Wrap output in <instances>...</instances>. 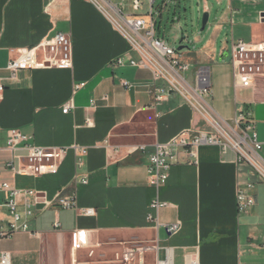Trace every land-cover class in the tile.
Returning a JSON list of instances; mask_svg holds the SVG:
<instances>
[{"label":"crops","instance_id":"obj_1","mask_svg":"<svg viewBox=\"0 0 264 264\" xmlns=\"http://www.w3.org/2000/svg\"><path fill=\"white\" fill-rule=\"evenodd\" d=\"M124 1L111 0L118 8ZM128 2L125 13L131 16H150L152 11L157 30V0L147 5L142 0L146 15L133 9V0ZM200 2L208 23L204 33L194 35V46L183 45L189 38L183 36L180 46L188 49L182 58L191 69L209 67L212 108L222 118L232 120L240 109L249 113L264 160V77L236 88L231 68L235 42L264 43V0ZM159 12L161 17V7ZM58 33L72 39L71 69L39 67L11 76L8 62L20 48L37 46ZM156 35L160 38L158 31ZM131 51L126 37L88 0H0V81L5 85L0 179L39 194L30 220L34 234L16 232L0 241V250L11 254L10 264H120L113 261L115 251L144 244L157 246L144 255V264H264V181L250 173L248 164L239 163L234 152L217 145H201L195 155L180 150L165 185H150L147 164L155 144L184 130L205 129L207 123L175 92L157 102L155 86L160 82L150 69L129 64L127 58L138 57ZM126 54V64H113ZM80 83L85 85L75 90ZM69 101L70 112L64 113ZM11 128L38 146L77 143L89 151L82 165L69 151L56 174H15L6 164L12 160L19 167L26 151L6 148ZM246 182L255 183L256 204L239 213L238 185ZM59 192L75 193L77 207L55 204ZM154 200L168 205L153 210ZM89 208L95 214L86 215ZM0 213L8 218L5 207ZM172 224L179 225L176 232L167 229ZM79 230L86 233L85 243L78 240Z\"/></svg>","mask_w":264,"mask_h":264},{"label":"built area","instance_id":"obj_2","mask_svg":"<svg viewBox=\"0 0 264 264\" xmlns=\"http://www.w3.org/2000/svg\"><path fill=\"white\" fill-rule=\"evenodd\" d=\"M99 8L115 27L130 42L132 53L136 58H127L129 54L115 58L113 64H129L150 69L155 82V99L163 102L171 93L182 96L195 112L201 115L207 127L202 130L188 129L177 134L167 143H156L154 151L148 156L149 183L154 187L165 185L170 175L171 167L179 161V152L184 150L190 155H195L197 147L203 145H217L223 152H234L239 163H246L251 167V172L258 175L264 181V160L259 154L263 143L258 141L255 132V124L250 120L248 112L240 109L232 120L222 118L212 108V82L211 72L207 66L192 65L182 58L178 49L166 44L157 37L156 21L150 16L129 15L123 12L111 2V0H88ZM142 0H133V9L142 12L144 5ZM72 39L65 33L55 34L54 37L45 38L34 47H25L18 50V55L12 57L7 68L13 77L23 69L39 67H57L71 69L73 67ZM234 84L236 88L249 87L256 83V79L264 77V43L245 42L239 40L233 44L231 53ZM127 58V59H126ZM191 72V77L188 75ZM129 82H124L128 85ZM85 83L76 84L75 90L82 88ZM5 85L0 81V100L4 93ZM72 101L65 104L64 113L70 112ZM90 124V123H89ZM30 137L20 129L8 130L6 148L14 153L19 149L26 151L24 163L16 167L12 160L6 164V169L15 174L40 177L56 174L63 159L69 151L73 150L78 156V165L83 164V156L87 155L88 147L77 143L72 146L46 147L29 142ZM145 148V146H140ZM82 183H87L86 178H81ZM254 182L240 183L238 186V210L239 213L249 211L255 204ZM0 195L4 197L0 202V208L5 207L8 218L0 213V241L20 231L34 234L30 227V220L34 218V206L39 201L38 191L16 187L13 183L0 179ZM22 199V201H21ZM54 203L61 208H76V194L64 195L58 193ZM153 210H159L167 206L166 202L154 200L151 202ZM47 206L50 202L46 201ZM23 205V210H20ZM86 215L95 214V209H85ZM153 219V215H148ZM58 225V224H57ZM170 232L179 229L178 224L167 227ZM80 243H85L87 236L84 230L76 231ZM156 245H124L114 252L113 261L120 264H144L146 253L156 250ZM94 251L90 252L92 255ZM11 254L0 250V264H10ZM193 264H198L194 262Z\"/></svg>","mask_w":264,"mask_h":264},{"label":"rangeland","instance_id":"obj_3","mask_svg":"<svg viewBox=\"0 0 264 264\" xmlns=\"http://www.w3.org/2000/svg\"><path fill=\"white\" fill-rule=\"evenodd\" d=\"M128 0L124 1L121 9H129ZM146 0V5L148 4ZM166 5H165V4ZM156 8V18H159V23L157 26L158 35L160 39L164 40L166 44L173 46L178 49L183 36H188L189 38L183 45L194 46L193 37L196 33L202 34V3L200 0H157ZM161 7L162 16H160L159 8ZM164 8V9H163ZM138 13V12H137ZM140 13H144L143 11ZM147 14V11L144 13ZM173 21H175L173 24ZM183 31H182V30ZM188 48H184L180 51L183 53ZM191 77V72H188Z\"/></svg>","mask_w":264,"mask_h":264},{"label":"water","instance_id":"obj_4","mask_svg":"<svg viewBox=\"0 0 264 264\" xmlns=\"http://www.w3.org/2000/svg\"><path fill=\"white\" fill-rule=\"evenodd\" d=\"M202 28H200L202 31L205 30L204 28L206 27L207 23H208V19H209V16H208V13H204L202 15ZM184 40V37H182L181 39V42ZM183 49V46H179L178 50H182Z\"/></svg>","mask_w":264,"mask_h":264}]
</instances>
